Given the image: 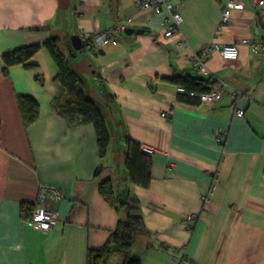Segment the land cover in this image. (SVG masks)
Instances as JSON below:
<instances>
[{"label": "crops", "instance_id": "crops-1", "mask_svg": "<svg viewBox=\"0 0 264 264\" xmlns=\"http://www.w3.org/2000/svg\"><path fill=\"white\" fill-rule=\"evenodd\" d=\"M61 2L67 9L58 15ZM241 2L218 29L226 0H176L182 20L172 35L163 34L164 14L144 13L126 24L134 32L115 34V44L84 43L70 55L90 93L108 97L101 102L116 142L113 162L99 156L92 124L56 112L57 66L45 46L32 67L13 65L7 74L1 57L50 38L71 54V35L94 41L133 15L135 0H0V264H87L88 250L104 247L119 219L98 191L106 178L139 201L144 227L131 254L141 264H264V52L240 42H262L264 0ZM214 43H241L237 58L213 50L202 57L204 69L196 65L195 54ZM184 74L211 88L224 80L221 99L180 100L174 78ZM21 95L39 107L27 127ZM126 136L154 147L147 187L129 181ZM40 184L62 192L47 202L59 220L46 231L19 213Z\"/></svg>", "mask_w": 264, "mask_h": 264}, {"label": "trees", "instance_id": "trees-1", "mask_svg": "<svg viewBox=\"0 0 264 264\" xmlns=\"http://www.w3.org/2000/svg\"><path fill=\"white\" fill-rule=\"evenodd\" d=\"M69 43L68 39L67 44L71 48ZM262 43L264 45V38ZM92 44L93 42L87 41L85 46ZM41 46H45L49 50L57 66L54 80L59 85V93L53 100L56 112L65 119L92 124L99 156L106 157L111 140L110 133L97 100L85 95L84 78L71 66L70 55L72 53L74 55L77 50L71 48V54L70 52L65 54L58 38H50L43 43H29L2 54L3 73L7 74L9 67L17 64H22L26 68L32 67L33 64L29 61ZM174 82L185 87V91L179 93V98L188 102L199 100L197 96L190 94L191 91L199 92L211 89V87L203 86L201 79L188 74L175 77ZM98 101L106 102L104 95H99ZM17 104L23 125L27 127L38 116V103L32 96L21 95L17 97ZM124 145V165L130 183L147 187L151 179L149 154L141 149L139 141L128 136L124 137ZM98 191L107 204L119 213V219L116 226L111 229L105 246L88 250L87 264H111L112 258L115 256L122 257V264H141L139 259L131 254L135 235L144 227L137 197L130 188L118 190L109 178L99 182ZM33 209L34 203H22L19 212L21 219L29 220ZM121 211L124 212L122 218Z\"/></svg>", "mask_w": 264, "mask_h": 264}, {"label": "built area", "instance_id": "built-area-1", "mask_svg": "<svg viewBox=\"0 0 264 264\" xmlns=\"http://www.w3.org/2000/svg\"><path fill=\"white\" fill-rule=\"evenodd\" d=\"M176 0H135V13L130 15L123 20L118 21L107 30L97 34L94 37V41L91 39L89 33H81V39L83 43L91 41L96 45H106V44H115L117 39V33L124 32L126 24L131 21L134 17L144 13H151L152 15H161L164 14L161 21L162 26H164L163 34L165 36H170L173 33L177 32L179 24L182 20L180 12L177 11L175 6ZM261 0H259V3ZM243 6L241 0H226L225 6L222 9L220 20L221 24L227 21L228 17L234 9L241 8ZM219 27V26H218ZM220 28V27H219ZM242 44H251L258 48L261 53L264 52V45L262 42L253 41L250 42L249 39L243 38L240 41ZM240 43V44H241ZM240 44H223L219 45L218 43L207 44L205 45L199 54H195L193 57V62L196 65H200L203 69L205 68V63L202 57H208L213 50H216L220 55L225 59H235L239 54V45ZM226 85V82L222 79L218 80V87L206 91H191L190 94L197 96L198 101L205 103H215L221 98L222 87ZM177 90L180 92L185 91L183 85H177ZM244 112L243 109H237L236 114L242 115ZM165 115V113H162ZM142 150L147 154L151 155L154 151V147L150 145H142ZM62 196L61 190L56 185L49 184H40L36 199L34 201V209L31 213V217L28 220V223L34 228L39 230H50L53 228L59 220V215L57 211L48 205L49 200H58ZM193 215H187L188 219H192Z\"/></svg>", "mask_w": 264, "mask_h": 264}, {"label": "rangeland", "instance_id": "rangeland-1", "mask_svg": "<svg viewBox=\"0 0 264 264\" xmlns=\"http://www.w3.org/2000/svg\"><path fill=\"white\" fill-rule=\"evenodd\" d=\"M70 1V0H69ZM66 6L67 5H65V3L63 2H61V7H60V9H59V13H58V15L60 14V15H63L64 13H65V10L67 9L66 8ZM224 8V7H223ZM237 9H240V8H237ZM236 9V10H237ZM235 10V9H234ZM231 17V14H230V16L227 18V19H229ZM226 22V21H225ZM218 26L220 27H218V29H221L222 27H223V22H222V24H221V20L219 21V24H218ZM247 39V38H246ZM225 44H230V43H225ZM234 44H237V43H234ZM221 45H223V44H221ZM200 52V51H199ZM193 61V60H192ZM71 66H72V68L73 69H75L76 70V65L72 62L71 63ZM77 72H79V70L77 69L76 70ZM80 73V72H79ZM81 74V73H80ZM86 80V79H85ZM93 88H92V86L89 84V82H88V80L85 82V87H84V91H85V95L87 96V97H90V98H92L93 100H97V103H98V105H99V108L101 109V111H102V113H103V115H104V117H105V119H106V123H107V127H108V129H109V133H110V137H111V141H110V144H109V147H108V151H107V154H106V159H105V161L106 160H111V158L113 159V162H115L117 159H118V152L117 151H115L114 152V150H116V142L114 141V136H113V134H112V132H111V130H110V124H109V121H108V117H107V110H106V107H107V105L104 103V102H99L98 101V98L96 97V96H94V95H92L90 92H91V90H92ZM104 97H105V99L107 100V96L104 94ZM144 145V144H143ZM114 152V153H113ZM120 215H121V218L124 216V212L123 211H121L120 212ZM135 248H137V245L136 244H134V249Z\"/></svg>", "mask_w": 264, "mask_h": 264}, {"label": "water", "instance_id": "water-1", "mask_svg": "<svg viewBox=\"0 0 264 264\" xmlns=\"http://www.w3.org/2000/svg\"><path fill=\"white\" fill-rule=\"evenodd\" d=\"M135 29L133 28H130V27H126L124 32L127 33V34H130L132 32H134ZM144 29H137L136 32H143ZM70 41H71V45L74 49L76 50H80V51H83L85 50L84 48V43L81 39V36L79 34H73L70 36Z\"/></svg>", "mask_w": 264, "mask_h": 264}, {"label": "bare ground", "instance_id": "bare-ground-1", "mask_svg": "<svg viewBox=\"0 0 264 264\" xmlns=\"http://www.w3.org/2000/svg\"><path fill=\"white\" fill-rule=\"evenodd\" d=\"M226 84H227V83H226ZM225 86H226V85H225ZM225 86H224V87H225ZM217 87H218V82H217L216 86L213 87V88H211V89H215V88H217ZM211 89H209V90H211ZM222 89H223V87H222ZM205 91H206V90H205ZM221 96H222V92H221ZM220 99H221V98H220ZM220 99H219V100H220ZM235 113H236V111H235ZM238 116H239V115H238ZM187 219H188V218H187ZM188 220H192V219H188Z\"/></svg>", "mask_w": 264, "mask_h": 264}]
</instances>
